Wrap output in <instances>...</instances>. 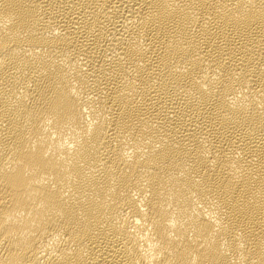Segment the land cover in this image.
Wrapping results in <instances>:
<instances>
[{
	"label": "bare ground",
	"instance_id": "obj_1",
	"mask_svg": "<svg viewBox=\"0 0 264 264\" xmlns=\"http://www.w3.org/2000/svg\"><path fill=\"white\" fill-rule=\"evenodd\" d=\"M0 264H264V0H0Z\"/></svg>",
	"mask_w": 264,
	"mask_h": 264
}]
</instances>
